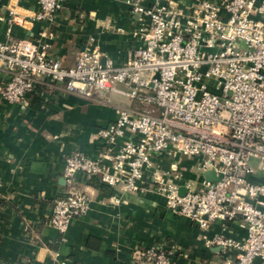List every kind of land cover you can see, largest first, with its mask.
<instances>
[{
    "label": "built area",
    "instance_id": "built-area-1",
    "mask_svg": "<svg viewBox=\"0 0 264 264\" xmlns=\"http://www.w3.org/2000/svg\"><path fill=\"white\" fill-rule=\"evenodd\" d=\"M125 1L142 24V45L123 63L92 42L72 66L40 38L0 42V62L9 76L0 96L9 102L24 107L39 87L128 99L116 120L98 132L106 140L101 158L79 151L64 157L70 190L53 199L50 223L64 233L87 212L91 198L77 187V174L135 191L153 170L152 188L171 213L204 229L242 222L243 242L216 234L212 243L225 253L238 250L235 264H264V0H196L188 13L176 0ZM38 3L36 18L51 22L65 7L64 0ZM162 154L197 159L199 179L181 192L172 179L181 176L180 169L154 167ZM211 169L220 176L213 182L203 176ZM174 256L166 247L141 246L130 264H171Z\"/></svg>",
    "mask_w": 264,
    "mask_h": 264
},
{
    "label": "crops",
    "instance_id": "crops-1",
    "mask_svg": "<svg viewBox=\"0 0 264 264\" xmlns=\"http://www.w3.org/2000/svg\"><path fill=\"white\" fill-rule=\"evenodd\" d=\"M176 1L188 13L196 0ZM64 5L51 22L36 18L38 0H0V42L9 36L40 38L65 66L75 64L88 42L117 63L142 45V24L125 0H64ZM8 77L0 62V84ZM127 103L114 92L87 98L44 87L30 93L24 107L0 96V264H130L141 246L174 250L171 264H235L239 251L225 253L212 240L222 234L243 242L244 224L216 222L204 229L171 213L152 188L153 170L135 191L77 174V187L91 198L87 212L64 233L50 223L53 199L70 190L64 157L79 151L101 158L106 140L98 132ZM154 162L159 172L174 166L182 171L179 178L169 174L181 192L200 177L197 159L162 154Z\"/></svg>",
    "mask_w": 264,
    "mask_h": 264
},
{
    "label": "water",
    "instance_id": "water-1",
    "mask_svg": "<svg viewBox=\"0 0 264 264\" xmlns=\"http://www.w3.org/2000/svg\"><path fill=\"white\" fill-rule=\"evenodd\" d=\"M203 176L208 180V181H216L219 179L220 176L216 175L215 172L211 169V170H207L205 172H203ZM221 248V246H220Z\"/></svg>",
    "mask_w": 264,
    "mask_h": 264
}]
</instances>
